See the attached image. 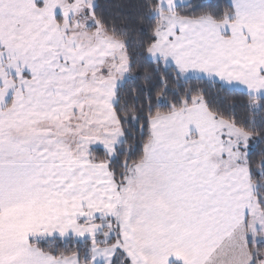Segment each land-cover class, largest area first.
<instances>
[{"label":"snow or ice","instance_id":"1","mask_svg":"<svg viewBox=\"0 0 264 264\" xmlns=\"http://www.w3.org/2000/svg\"><path fill=\"white\" fill-rule=\"evenodd\" d=\"M161 7L176 13L160 37L166 74L264 93V0ZM89 8L0 0V264H264V163L248 183L203 90L155 118L150 96L145 116H121L110 52L74 35Z\"/></svg>","mask_w":264,"mask_h":264},{"label":"trees","instance_id":"2","mask_svg":"<svg viewBox=\"0 0 264 264\" xmlns=\"http://www.w3.org/2000/svg\"><path fill=\"white\" fill-rule=\"evenodd\" d=\"M158 10V0H94L95 20L107 33L121 41L128 56L129 75L118 90L119 114L129 117L136 114L145 116L150 96L151 110L155 117L158 112L170 111V106L174 103L179 108L180 101L185 96L200 98L203 90L202 103L207 101V108L211 113L257 136V143L249 151L247 162L254 175L264 163V95L255 96L238 88L221 89L211 78L201 79L196 75L175 79V69L171 65L166 74L162 67L164 63L147 55L149 46L157 39L160 26ZM160 11L173 13L163 8ZM200 14L206 15L207 12ZM159 81H166L168 92L163 91L164 86ZM161 96L164 103L158 104L157 100ZM128 133V144L140 140L134 129L129 127ZM95 155L102 158V153ZM139 156L140 151L137 148L129 157L130 163ZM261 183V190L264 191V181ZM76 246L83 249L86 242L56 250L70 253Z\"/></svg>","mask_w":264,"mask_h":264},{"label":"rangeland","instance_id":"3","mask_svg":"<svg viewBox=\"0 0 264 264\" xmlns=\"http://www.w3.org/2000/svg\"><path fill=\"white\" fill-rule=\"evenodd\" d=\"M78 3L80 7L83 9V8L89 7V4H94V0H78ZM76 18L80 20L79 28L77 32L74 33V35L78 37V40L82 42L85 46L95 47L97 44H104L107 50L110 52L112 59L109 60L105 65L109 69V72L107 73V79L110 82L113 80H116L113 77V68H116V70H121L122 73L124 74V78L127 75H129V69H128L129 61H128L126 51L123 48L121 41L118 38L110 35L104 30V28L95 20L94 14L92 13L90 8H89V11L78 14ZM85 21L87 23H85ZM73 26H75V19L73 21ZM256 93H259V92H256ZM250 94L252 93L250 92ZM254 95H260V94H254ZM168 112L169 111L158 112L156 113L155 117L164 115ZM211 114L214 115L213 113ZM214 116L216 117L217 121L223 122L225 125H227L229 131L233 133V139L231 143L232 144L239 143V146H240L239 148V156L241 159L240 166L248 167L247 162H248L249 151H247L246 146L250 145L252 149L257 143V140H258L257 136L250 131H246L236 126L233 122L229 120H226L216 115ZM246 152H247V158L245 159ZM256 180L257 178L254 177L253 175V178L249 180L248 183L254 184L256 183Z\"/></svg>","mask_w":264,"mask_h":264},{"label":"crops","instance_id":"4","mask_svg":"<svg viewBox=\"0 0 264 264\" xmlns=\"http://www.w3.org/2000/svg\"><path fill=\"white\" fill-rule=\"evenodd\" d=\"M158 1H159V5H160V10H161V8H162L161 7V0H158ZM163 9H166V8H163ZM160 10H158V12H157V14L159 15V19H160V26L158 28L157 39L148 48L147 55L151 59L160 60V61H162L164 63L165 62V57L169 54V49L163 46L162 39L160 37L162 35V30L167 26L166 22L168 21L169 17L173 15V13H171L169 11H164L163 12V11H160ZM166 10H169V9H166ZM127 58H128V56H127ZM189 75L199 76L198 73H191ZM113 77L116 80H120L121 83H123V81L128 77V75L124 78V74L122 73L121 70H116V68H113ZM235 88L244 90V91L249 92V93L251 92L253 95L254 94L264 95V93H256L257 91H254V90L250 91L247 88H244V87H241V86H236ZM255 96H258V95H255ZM94 155H95V153H94Z\"/></svg>","mask_w":264,"mask_h":264}]
</instances>
